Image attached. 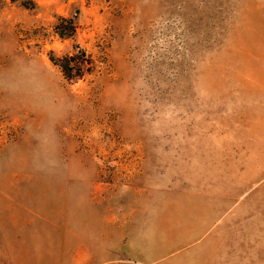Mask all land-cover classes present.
Returning <instances> with one entry per match:
<instances>
[{
  "label": "rangeland",
  "instance_id": "rangeland-1",
  "mask_svg": "<svg viewBox=\"0 0 264 264\" xmlns=\"http://www.w3.org/2000/svg\"><path fill=\"white\" fill-rule=\"evenodd\" d=\"M0 264H264V0H0Z\"/></svg>",
  "mask_w": 264,
  "mask_h": 264
},
{
  "label": "trees",
  "instance_id": "trees-1",
  "mask_svg": "<svg viewBox=\"0 0 264 264\" xmlns=\"http://www.w3.org/2000/svg\"><path fill=\"white\" fill-rule=\"evenodd\" d=\"M56 34L60 37H71L75 32V25L72 19L60 18L54 27ZM89 60L84 51L80 50L71 56H66L58 60L64 76L68 79L82 76V66L88 65Z\"/></svg>",
  "mask_w": 264,
  "mask_h": 264
}]
</instances>
